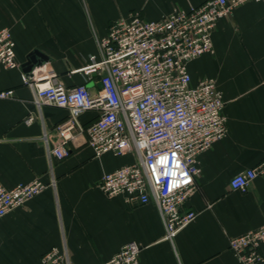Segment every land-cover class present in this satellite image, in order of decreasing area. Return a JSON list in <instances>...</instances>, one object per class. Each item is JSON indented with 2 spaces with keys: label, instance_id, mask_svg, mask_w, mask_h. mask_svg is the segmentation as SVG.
I'll return each mask as SVG.
<instances>
[{
  "label": "crops",
  "instance_id": "obj_1",
  "mask_svg": "<svg viewBox=\"0 0 264 264\" xmlns=\"http://www.w3.org/2000/svg\"><path fill=\"white\" fill-rule=\"evenodd\" d=\"M207 0H0V28H10L22 66L33 51L48 57L40 69L53 70L67 87L84 82L80 70L99 55L97 39L113 21L139 12L155 20L173 9L199 6ZM214 54L189 64L192 83L214 78L225 100L228 133L198 157L200 174L188 208L197 218L173 242L153 202L127 205L125 196L107 197L99 184L108 172L135 161L134 153L96 157L86 133L67 142L66 159L50 160L42 140L51 145L57 126L69 112L54 106L38 111L33 90L22 82V68L0 69V185L12 188L40 178L49 187L24 207L0 219V264H42L52 247H67L72 264H102L123 246L142 247L139 264H242L229 248L231 238L264 224V175L246 191H234L232 178L264 160V2L235 9L219 21ZM96 79V78H95ZM99 91L98 79L89 83ZM35 114L31 125L25 119ZM87 111L83 127L96 119ZM264 253V246L262 248Z\"/></svg>",
  "mask_w": 264,
  "mask_h": 264
},
{
  "label": "built area",
  "instance_id": "obj_2",
  "mask_svg": "<svg viewBox=\"0 0 264 264\" xmlns=\"http://www.w3.org/2000/svg\"><path fill=\"white\" fill-rule=\"evenodd\" d=\"M264 0H207L189 9L176 8L155 19L139 12L119 18L108 33L97 39L99 55H91L80 72L84 82L65 86L53 70L40 67L22 73V82L34 92L38 111L44 106L66 109L69 115L57 128V142L51 145L46 130L42 140L48 156L62 161L70 156L68 141L86 133L96 157L135 154L131 164L104 174L99 188L109 198L123 195L127 205L153 202L165 227L164 239L173 242L197 218L188 208L200 174L198 157L226 137L228 120L225 100L214 78L192 83L189 64L214 54L213 35L220 20L232 18L235 9ZM16 42L10 28H0V69H20ZM101 84L93 91L89 83ZM15 98L14 90L0 91V99ZM97 113L87 127L81 114ZM37 119L29 115L28 125ZM260 175L264 160L236 174L230 187L246 191ZM37 178L12 188L0 185V219L24 207L49 187ZM264 224L231 238L229 248L242 264H264ZM142 247L130 242L102 264H139ZM42 264H72L69 250L52 247Z\"/></svg>",
  "mask_w": 264,
  "mask_h": 264
},
{
  "label": "water",
  "instance_id": "obj_3",
  "mask_svg": "<svg viewBox=\"0 0 264 264\" xmlns=\"http://www.w3.org/2000/svg\"><path fill=\"white\" fill-rule=\"evenodd\" d=\"M43 61H48V57L39 51H33L21 68L23 73H31L34 69L40 67Z\"/></svg>",
  "mask_w": 264,
  "mask_h": 264
}]
</instances>
